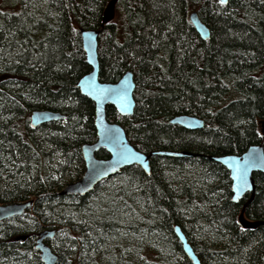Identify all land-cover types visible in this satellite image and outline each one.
<instances>
[{
    "label": "trees",
    "instance_id": "obj_1",
    "mask_svg": "<svg viewBox=\"0 0 264 264\" xmlns=\"http://www.w3.org/2000/svg\"><path fill=\"white\" fill-rule=\"evenodd\" d=\"M0 1V7L5 10L17 3ZM108 1H55L54 5L70 25L73 38L53 36L46 42L47 47L52 48V56L48 57L44 49L42 56H35L40 60L47 58L44 69L38 67L27 77L25 84L31 87L27 101L11 99L14 117L4 120L5 132L11 130L28 141L31 111L48 110L45 108L51 104L69 108V104L79 98L82 107L74 109L72 114L80 123L88 119L81 141L95 140L93 126L90 127L93 110L86 99L77 95L74 83L70 82L78 81L89 71L79 33L100 28ZM46 5L45 1H32L36 40L42 39L51 23ZM191 12H196L208 28L206 41L199 38L189 21ZM115 19L103 26L98 37L99 80L115 82L130 70L135 83V107L131 116L122 117L108 106L107 120L120 124L130 144L142 153L185 151L193 156L151 157L148 176L136 166L124 168L121 175L114 177L105 195L104 212L88 227V245L94 251L119 246L131 257L140 255L144 260L136 262L135 258H129L130 264H190L173 235V226L178 225L202 264H264V225L255 230L237 226L236 217L243 201L236 204L229 201L228 172L208 159V156L240 155L248 146L258 143L264 149L260 126L264 123V0H228L226 5L217 0H118ZM66 20L60 19L59 23ZM20 29H8V37L4 34L9 40L18 32L8 46L16 47L15 38L28 35L25 25L21 32ZM69 43L78 50L77 59L73 61L67 53ZM30 62L33 63V56ZM25 64V60H21L18 65L2 68L0 82L13 77ZM71 70L73 74L67 82L71 92L67 93L61 89L62 79H68ZM65 113L69 117L68 111ZM184 114L202 119L204 127L186 130L169 123L172 117ZM66 130L65 127L47 135L48 139L61 146L63 143L57 141L72 136L65 133ZM12 146L13 142L7 154L13 156ZM20 154L21 158L26 155ZM15 160L20 162V159ZM254 181L256 193L245 208V216L251 221L264 222V174L256 173ZM133 185L137 187L135 194L131 193ZM128 194L132 196L128 203L133 208L131 211L141 210L139 215L145 221L143 227L132 228L134 231L143 229L147 236V248L141 253L137 249L142 244L132 241L131 227L125 225L124 219L119 221L112 215L111 222L108 221L111 217L108 208L116 210L118 200L127 201ZM43 197L39 192H27L20 199L11 196L1 199L32 198L35 201L32 216L26 217L25 233L21 234L26 239L41 219L37 204L43 202L41 206L47 209L51 205L47 199L39 201ZM51 229L54 227H40L34 233ZM11 241L7 240L8 244L0 241V257L9 255L10 244L15 254H21L22 245L16 246ZM149 243L155 247L154 251L149 250ZM69 263L77 264V261L70 259Z\"/></svg>",
    "mask_w": 264,
    "mask_h": 264
},
{
    "label": "rangeland",
    "instance_id": "obj_2",
    "mask_svg": "<svg viewBox=\"0 0 264 264\" xmlns=\"http://www.w3.org/2000/svg\"><path fill=\"white\" fill-rule=\"evenodd\" d=\"M15 1L17 3L15 2L16 4L14 7L10 9L5 10L0 7V70L9 65H18L21 60H25L26 64L24 68H20L18 71L16 70L13 77L5 78L0 82V204H8L11 203L10 201H19L16 199L1 200L7 196H11V198L19 197L20 199L24 197L25 194L27 195V192H39L45 197H43V199L41 198L39 201H45L47 199L46 201H49L51 205L47 209L44 205L41 206L43 202L37 204L41 219H39L37 227L32 228V232L28 233V237L23 242L20 249L21 254H15L13 244H10V251L8 249L9 255L6 257L1 256L0 264H41L39 251L35 250L36 234L34 233V231L40 227H54V229H58L57 232L55 231L56 234L52 239L48 241L45 239L43 241L58 257L56 264H72L69 263L70 259L77 261V264H130L128 263V261H130L129 258L133 260L135 258L136 262H144L142 256L140 258V255H135L133 258L127 254L128 251L119 246H109L106 251L101 248L94 251V249L88 245L90 236L88 227L97 215H101L104 212L106 206L105 195L107 191L111 189L110 186L113 180L108 179L102 181L94 187L93 190L82 196H59L61 191H63L68 184L80 180L84 173L85 167L80 147L83 143L94 142H86V140L81 141L85 133L84 130L88 119L81 120L80 123L76 116L72 114L74 109L76 110L82 107V101H80L79 98H76L74 103H70L69 108L57 107L58 105L56 104L47 106L45 109L60 114L62 118L52 120L48 124L41 125L37 128L29 129L28 141L19 134L17 136V134L11 132V130L10 132H5L4 130V120L6 117H14L12 114L14 103L13 101L11 102V99L15 98L17 102L23 100L27 101V94L31 89L30 86L25 84L27 77L34 74L38 67H40V70L44 69L43 64L47 58H42L40 60L35 56L39 54L42 56L41 51L43 49L48 57L52 56L50 54L52 48L47 47L46 42L53 36L57 37V39L64 35H67L70 39L73 38L70 25L65 15L54 5L56 0H38L39 2H46L47 5L44 7L45 10L48 11L47 15L49 14L51 20L50 25L44 32V36L42 39L38 40L34 37V22H32V20H34L33 0ZM10 10L12 11L10 12ZM115 18L113 21L116 20ZM60 19H65L66 22L59 23ZM27 21L30 22L27 23ZM24 25L28 30H26L28 35L17 36L14 40L16 47L8 46L13 42L12 40L15 34L18 33H14V35L11 36L13 39L9 38L8 40V29L17 31V27H20L21 29L19 32H21ZM67 49L69 50L67 53L71 54L72 61L77 59L78 50L73 46V43L70 44V48ZM10 54H12L11 57ZM32 56L33 63L30 62ZM72 74L73 70H71L68 79H66L67 77L62 79L61 89L67 91V93L71 92L67 82L71 80ZM70 83H74L73 88L77 91V95L80 98L86 99L88 101H86L88 107L93 110V103L86 96L81 95L79 90L75 88L77 81L74 80ZM62 97L65 99L64 96ZM67 111L69 117L65 113ZM92 115L93 112H91L90 127L93 126ZM76 126L78 130H75ZM65 127L67 129L65 133L71 134L72 136L69 135L71 138L57 141L63 143L61 146H56L51 143L47 135L51 136L54 132L58 130L61 131ZM91 128H93L95 132L94 127ZM127 136L126 133V137ZM70 140L73 141L70 142ZM11 141L13 142V156L9 153L7 154L9 145L12 143ZM20 153H25L26 155L21 158ZM96 156L98 158H107V154L104 150L98 151ZM16 158L20 159L19 163H16ZM37 179H39V181ZM135 188L137 187L133 185L132 192L130 190L132 194H135ZM6 192H8V194ZM126 199L128 202L125 201V199L123 201L118 200L116 210H111L110 207L108 208V213H111V217L109 216L110 219H108V221L111 222L112 215L119 221L124 219L125 225L131 227L129 235L132 236V241H140L142 244L137 249V252L141 253V251H144V248H147V244L145 243L146 240H148L146 238L147 236L143 229L140 228L138 231H134L132 228L134 227V229H136L138 225L143 227V222L145 223V221L142 220L143 218L139 215L141 210L137 213L134 210L131 211L133 208L128 205V203L131 201L132 196L128 194ZM138 209H140V205ZM27 214L32 216L33 212L29 211ZM52 216H54V218ZM26 220V215L22 214L5 221L3 225L0 226V241L7 243L10 236L25 230V226L27 225ZM59 223L62 225H59ZM2 226H4V228H1ZM34 226H36V224H34ZM73 227L74 229H71ZM73 230L75 232H73ZM38 238L39 236L37 239ZM151 245L152 243H149V250L154 251L155 247L153 248ZM147 253L146 255L150 257V253Z\"/></svg>",
    "mask_w": 264,
    "mask_h": 264
},
{
    "label": "water",
    "instance_id": "obj_3",
    "mask_svg": "<svg viewBox=\"0 0 264 264\" xmlns=\"http://www.w3.org/2000/svg\"><path fill=\"white\" fill-rule=\"evenodd\" d=\"M117 1L109 0L107 3L103 12L102 25L99 29L81 30L79 33L81 49L89 71L79 78L75 88L93 103V125L96 139L93 143L83 144L80 147L85 167L84 173L80 180L68 184L60 195H85L105 179L133 165L138 166L148 176L150 175V159L154 156L175 158L191 156L186 152L159 150H153L147 154L142 153L130 144L125 130L120 124L109 122L106 118V107L109 105H112L120 116H131L135 107L133 98L135 83L132 72H124L119 80L114 83L99 80L98 37L103 25L114 19ZM217 1L221 5L228 3V0H225L224 3H221V0ZM189 19L198 36L202 40H206L209 36V30L200 21L197 13H190ZM30 117L33 127L62 118L60 114L47 110H33L30 112ZM170 122L190 130H198L204 127L203 120L192 115H179ZM100 150H104L108 157L98 158L96 153ZM213 160L226 168L229 174L233 202H237L245 193L254 190L252 173H264V149L259 143L250 145L239 156H219L213 158ZM30 205L31 202L0 204V222L24 214ZM237 225L243 229H255L259 225H264V223L246 219L242 210L237 218ZM172 230L174 236L181 243L183 253L191 264H201L181 228L174 225ZM53 234L54 231H42L36 240L35 250L39 251V257L43 264H56L58 261V257L43 242L46 238L52 237ZM24 238V236H20L18 240Z\"/></svg>",
    "mask_w": 264,
    "mask_h": 264
},
{
    "label": "flooded vegetation",
    "instance_id": "obj_4",
    "mask_svg": "<svg viewBox=\"0 0 264 264\" xmlns=\"http://www.w3.org/2000/svg\"><path fill=\"white\" fill-rule=\"evenodd\" d=\"M118 2V1H117ZM119 80V79H118ZM117 80V81H118ZM102 82V81H101ZM116 82V81H115ZM108 83H114V82H108ZM106 109H107V107H106ZM118 114V113H117ZM119 115V114H118ZM122 117H125V116H122ZM109 122H112V121H109ZM115 123V122H114ZM260 126H261V131L263 132V135H264V123H262V124H260ZM93 127H94V125H93ZM95 129V128H94ZM125 130V129H124ZM95 137H96V133H95ZM96 139V138H95ZM249 147V146H248ZM247 149V148H246ZM106 153V152H105ZM107 154V153H106ZM107 157H108V155H107ZM104 159V158H103ZM220 165V164H219ZM223 167V166H222ZM224 168V167H223ZM225 170H226V168H224ZM122 171H123V169L119 172V173H116V174H114L113 176H111V177H109L110 179H114V177L115 176H118V175H121V173H122ZM227 171V170H226ZM256 175V172L255 173H252V177H253V179H254V176ZM147 176V175H146ZM228 177H229V174H228ZM109 178H107V179H105V180H108ZM104 180V181H105ZM230 180V179H229ZM100 184V183H99ZM254 185H255V181H254ZM255 193H256V185H255V188H254V190L252 191V192H247V193H245L241 198H239L238 199V201L237 202H233L232 201V198H231V182H230V193H229V201L231 202V203H233V204H236V203H238V202H240V201H243V204H242V207H241V209H240V211H239V213H238V215H237V217H236V224H237V218H238V216H239V214H240V212L243 210V215H244V217L246 218V216H245V208L247 207V205L252 201V199L254 198V195H255ZM19 203H24V202H31V205L29 206V208L25 211V213H24V215H26V217H30V215L29 214H27V212H29V211H32L33 209H34V207H35V201L34 200H32V198L30 199V198H27L26 200H24V201H18ZM33 212V211H32ZM246 219H248V218H246ZM249 220V219H248ZM251 221V220H250ZM238 226V225H237ZM239 227V226H238ZM257 228V227H256ZM255 228V229H256ZM254 229V230H255ZM251 230H253V229H251ZM173 231V230H172ZM23 232V231H22ZM40 232L41 231H37L36 232V237H38L39 236V234H40ZM25 232H23V233H17V235L16 236H18V235H21V234H24ZM56 233H54L53 235H52V237H48V238H46V240L48 241L49 239H52L53 237H54V235H55ZM15 235H13V236H10V238L9 239H12V241H11V243H16V246H21L22 244H23V242L26 240H23V241H18L17 240V237H16ZM8 239V240H9ZM36 240H37V238H36ZM40 263L41 264H43L42 263V261L40 260Z\"/></svg>",
    "mask_w": 264,
    "mask_h": 264
},
{
    "label": "bare ground",
    "instance_id": "obj_5",
    "mask_svg": "<svg viewBox=\"0 0 264 264\" xmlns=\"http://www.w3.org/2000/svg\"><path fill=\"white\" fill-rule=\"evenodd\" d=\"M109 2V1H108ZM107 5V4H106ZM106 7V6H105ZM105 9V8H104ZM103 12H104V10H103ZM192 13V12H191ZM190 15V14H189ZM102 17H103V13H102ZM115 18V17H114ZM113 21V20H112ZM189 21H190V19H189ZM106 24H109V22L108 23H106ZM106 24H104V25H106ZM101 25H102V19H101ZM101 25H100V27H101ZM103 25V26H104ZM79 38H80V36H79ZM200 38V37H199ZM208 38H209V36H208ZM207 38V39H208ZM201 39V38H200ZM206 39V40H207ZM202 40V39H201ZM206 40H203V41H206ZM80 44H81V42H80ZM98 50V49H97ZM83 52V51H82ZM83 55H84V53H83ZM84 59H85V57H84ZM127 71H130V70H127ZM127 71H125V72H127ZM131 72V71H130ZM110 107H112L114 110H115V112L116 113H118L117 112V110L112 106V105H109ZM108 107V106H107ZM93 109H94V107H93ZM48 111V110H47ZM52 112V111H51ZM54 113V112H53ZM185 115V114H184ZM177 116H179V115H177ZM174 117H176V116H174ZM174 117H172L171 119H169V123H171L170 121L174 118ZM49 122H51V121H47V122H45V123H49ZM28 123H29V127L31 128V129H33V128H37V127H33L32 125H31V117H30V114H29V119H28ZM45 123H42V124H45ZM42 124H40V125H42ZM172 124V123H171ZM39 125V126H40ZM173 125H177V124H173ZM177 126H179V125H177ZM180 127V126H179ZM186 130H190V129H186ZM197 130V129H196ZM95 141V140H94ZM84 144H87V143H84ZM246 150V149H245ZM159 151H166V150H159ZM169 152H172V151H169ZM178 152H185V151H178ZM187 153V152H186ZM190 154V153H189ZM242 154V153H241ZM240 154V155H241ZM191 156H185V157H192L193 155L192 154H190ZM226 155H234V154H226ZM226 155H222V156H226ZM239 156V155H238ZM215 157H219V156H208V159L210 160V161H213V162H215V163H217L215 160H213V158H215ZM172 158H175V157H172ZM180 158V157H179ZM217 164H219V163H217ZM133 166H135V165H133ZM221 166V165H220ZM136 167H138V166H136ZM222 167V166H221ZM139 168V167H138ZM140 169V168H139ZM141 170V169H140ZM256 173H260V174H264L263 172H256ZM110 179V178H109ZM11 203H19V202H11ZM11 218H14V217H11ZM11 218H8V219H5V220H2L1 222H0V224H2L3 222H5V221H7V220H10ZM264 223V222H263ZM239 228H241V227H239ZM241 229H243V228H241ZM44 231H54V233H55V229H51V230H44ZM42 232V231H41ZM40 232V233H41ZM174 235V234H173ZM21 235H19V236H16L17 237V240H18V237H20ZM24 236V235H23ZM25 238L24 239H22V240H18V241H23V240H25L26 239V236H24ZM175 237V239L177 240V242L180 244V249H181V252L183 253V251H182V246H181V243H180V241L178 240V238L176 237V236H174ZM37 238V237H36ZM188 241V240H187ZM189 243V242H188ZM190 244V243H189ZM191 246V245H190ZM192 248V247H191ZM194 251V250H193ZM195 253V252H194ZM196 254V253H195ZM183 255H184V257L186 258V260L191 264V262H190V260L185 256V254L183 253ZM198 257V256H197ZM199 259V258H198ZM201 263V262H200ZM202 264V263H201Z\"/></svg>",
    "mask_w": 264,
    "mask_h": 264
},
{
    "label": "snow or ice",
    "instance_id": "obj_6",
    "mask_svg": "<svg viewBox=\"0 0 264 264\" xmlns=\"http://www.w3.org/2000/svg\"><path fill=\"white\" fill-rule=\"evenodd\" d=\"M225 2V0H221V3H224Z\"/></svg>",
    "mask_w": 264,
    "mask_h": 264
}]
</instances>
